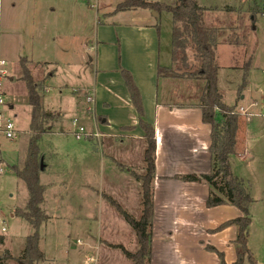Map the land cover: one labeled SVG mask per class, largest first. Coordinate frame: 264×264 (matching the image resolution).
<instances>
[{"label":"rangeland","instance_id":"374dc122","mask_svg":"<svg viewBox=\"0 0 264 264\" xmlns=\"http://www.w3.org/2000/svg\"><path fill=\"white\" fill-rule=\"evenodd\" d=\"M122 1L124 0H0V58L5 60V64L0 66V70L3 71L0 74V82L4 89L5 100L3 111L10 116L16 130L14 138H6L0 130V235L4 237V240L0 243V264H24V261L26 264H131V260L126 258L118 248L108 245L121 244L127 250L133 252L138 244L134 231L107 201V197L114 199L123 209L138 218L141 211L140 184L133 175L142 174L145 164L141 163L139 158H134L136 153L133 154L130 162L126 161L124 163L121 160H115L116 164L111 163L106 159L108 156L112 158L111 153H109L106 146H102L106 143V139L96 133V136L89 133L95 131L94 125H91L93 122L90 117L85 120L75 116L67 108L65 109L63 103V95L67 93L68 88H71L77 82L79 87H84L87 83L86 75H90V71L86 51H88V46L91 45V39L94 44L92 50L96 49L93 39L96 28L99 26L98 22H105L106 24L107 31L104 35H101L104 41L103 47L107 49V47L114 46L118 63L116 72L121 77V68L126 69L120 62L123 51L128 50L132 52V55L136 51L143 52L148 64L150 59H154L157 45L160 47L161 52L168 50L171 27L170 13L166 10H161L157 15H154L152 11L149 14L148 10L137 9L128 11L132 14V17L124 12L120 13L116 19L108 18V16L112 15L107 14V12L114 9ZM161 1L167 2L166 0ZM249 2L250 0H246L244 7L243 4L237 5L234 10L237 12L247 8ZM263 2L264 0H251L250 5L253 10L249 14L250 16L241 12L244 16L243 20L240 19L234 23L229 21L232 14V12L228 11L230 9L222 7L217 13L219 16L228 17V21L225 22L227 25H236L235 28L230 29L226 33L225 38H221L220 42L229 41L234 45L248 42V46L244 48L242 62L238 63L242 66L241 70L237 71L240 78H238L239 82L237 85L233 84L231 86V92H227L223 87L222 89L226 92L224 93L225 102L233 103V105L229 106H233L234 112L239 114V126L237 129L239 140L236 145V152L240 153L242 158H237V161L233 164V173L237 175V178L240 177L243 180V184L249 188L250 196L253 199L249 206L251 222L248 229L249 239L247 246L257 264H264ZM128 17L133 24L131 34L134 35L136 40L130 39V42L127 43L129 46L125 47L120 38L118 39L117 32L119 34L124 32L128 35L126 29L123 28L129 27V25L125 26L124 22ZM220 20H225V18ZM140 21H145L143 22L145 24H141V27L148 28L138 30ZM156 21L159 25V31L155 26H152ZM74 30H76L78 36L79 33L82 34L80 40L72 35ZM148 32H150V35L147 34ZM223 33L222 31L219 32V37L221 35L223 37ZM80 42L81 45H79ZM73 48H81L84 51L81 53L84 62L81 72L80 67L75 70L77 66H73V70H68L66 67L70 66L64 63L63 57L72 54L69 51H73ZM233 49L237 51L234 53V59H238L241 54V48L234 47ZM215 50L219 53L217 55L215 51V57L217 56L218 62L225 58L226 55L223 52L227 51V46H220ZM250 56L251 61L245 76L243 66ZM78 57L79 55L77 59ZM176 57L177 60L174 63L171 62L164 65L172 72L180 73L184 75V78L189 79L187 86L186 82H184L185 84L182 82L178 83V89L180 91L192 89L197 96L201 95L203 81L193 75V72L198 67L194 50L191 47L186 48L185 62L180 59L181 54H177ZM44 59L58 60V63H52L50 66L31 63V61ZM23 61H25L34 81H41V78L46 73H52L53 68V75L48 77L47 82H45L48 90L46 92L40 90V92L42 91V97L43 93H45L44 104L46 108L50 107V104L54 105L56 103L62 110L66 111L62 112L61 115L57 111H50L52 114H56V117L54 116L53 119H46L42 122L44 130L38 140V146L43 167L39 171L38 176L41 184L46 183V185L42 184L44 192L43 200L40 204L46 219L39 228L41 241L38 246L43 251V257L35 258L32 263L24 260L23 248L25 238L33 232V227L27 220L16 215V213L25 210L28 192L24 182L17 178L11 169L13 164H17L20 167L23 165L30 136L28 128V109H30V105H26L27 88L21 71V63ZM128 72L130 73L129 70ZM167 72L168 70L166 69L165 73ZM244 77L246 79L243 83ZM10 82L12 85H10ZM191 83H194V85H191ZM7 85L10 86L8 87ZM14 87L17 93L20 94L17 99L11 94V90L13 91ZM107 88L109 89L110 86L107 85ZM58 90L62 92L58 93ZM79 90V93L84 95L86 89L79 88ZM22 91H26L24 99H22ZM240 94L242 95L241 98L239 97ZM84 98H87L86 95ZM22 102L26 104L17 106L18 103ZM236 102L237 108L235 107ZM12 103L15 105L9 110V106ZM88 105L90 106L89 103ZM239 106L243 108V112H239ZM73 118L77 125L83 127L79 139L75 138L71 132L74 129L72 126ZM97 125L99 127L104 125V123H98L97 121ZM60 128L65 131L61 133L55 132ZM85 133L87 134L85 135ZM118 142L121 146L122 143ZM90 145L103 147V157L100 152H93ZM116 145L118 144L116 143ZM82 151H85L86 154H88V151L95 154V158H92V164L99 168V183L97 182L96 185L95 183L92 184L94 188L93 201L96 204H91L92 209L79 210L83 211L84 214L86 213V216L99 218V224L101 220L114 216V213L119 215L118 219L115 217L117 222L113 223V230L110 233L106 234L103 231L102 234H99L98 240L96 237H92L93 247H96L98 243L102 246V249L97 254L95 248L92 249L90 246L86 247L87 249L85 248V250L82 249V246H76L78 242L76 230L78 229L75 228L73 220L80 212L77 208L80 207L79 202L81 200L75 195L76 190L74 187L80 183V176L75 173L77 172L76 164L85 156L82 155ZM88 159L90 160L89 157ZM87 174H90V171H87ZM68 182L71 184L72 189L69 193L62 192L61 187ZM91 233L94 236L96 235L94 231ZM72 236L75 238H72ZM206 245L217 247L210 243H204V251H197L193 254L192 264H207L206 262L208 264H220L216 252L206 249ZM154 246H156L155 251H162V248L156 242ZM216 249L218 250V247ZM205 251L209 254H206ZM218 251L225 253V255L223 253V258L226 263L227 249L224 247L223 250ZM158 263L156 261V264Z\"/></svg>","mask_w":264,"mask_h":264},{"label":"crops","instance_id":"0c3cea01","mask_svg":"<svg viewBox=\"0 0 264 264\" xmlns=\"http://www.w3.org/2000/svg\"><path fill=\"white\" fill-rule=\"evenodd\" d=\"M166 1L167 2H162L170 4L173 0H169L170 2L168 0ZM245 1L246 0H196V2L205 9L202 16L204 24L208 27H215L219 29L220 32H224L223 37L222 35L219 37V43L216 48L227 46V51L223 52L226 56L219 62L216 56L215 62L218 65L217 88L222 95V101L227 105H233V103L225 102L224 93L226 92L223 91L222 87L227 92H231V86L233 84L237 85L239 82L240 78L238 77L237 71H240L242 66L238 63L242 62L244 48L248 46V42L237 43V45L229 41L220 42V40H222L221 38H225L226 33L229 32L230 29L235 28L236 25H227L225 22L228 21V17L219 16L217 13L222 7H225L226 9H230L228 10L229 12H232L229 19L230 22L234 23L240 19L243 20L244 16L242 13L249 15L252 11V6L250 5L251 0L247 8H243L241 11L239 10L237 12L234 9L237 8V5L243 4L244 7ZM114 9L107 12V14L112 15L108 16V18L111 17L116 19L120 13L124 12L130 14L132 17V14L128 11L137 9L144 11L148 10L144 8H135L114 11ZM148 11L150 14L151 11ZM222 18H225V20H220ZM124 22L125 26L129 25V27H123L126 29V32H128V35L124 32H122V34L117 32V37L118 39L120 38L123 45L127 47L129 46L127 43L130 42V39L136 40V38L131 34V27L133 24L130 18H126ZM143 22L145 21H140L138 30L141 28H148L141 27V24H145ZM97 24H99V26L96 28L93 39L96 49L94 51L92 50L94 44L91 39V45L88 46V51H86L88 55V68L90 71V75H86L87 83L84 87H79L77 86V82V84L67 89V93L63 95L64 107L81 119L87 120L86 118L90 117L93 122L91 125H94L95 131L89 133L94 136H96V133L106 139V145L104 144L102 146H106L109 153H111L112 158L110 156L106 157L111 163L116 164L115 160H121L124 163L126 161L130 162L135 153L136 156H134V158H139V161L143 163L142 155L145 148L143 131L138 125L137 113L132 105L124 81L116 72V67L118 65L116 61V50L114 46L107 47V49L103 47L104 41L101 35H104L107 31V27H105L106 24L105 22H98ZM156 24H158L157 21L155 24L153 23L152 26L154 27ZM147 34L150 35V32ZM157 34L159 33L157 32ZM72 35L79 40L82 38V34L79 33L78 36L76 30H74V34ZM79 45H81V42ZM234 47L241 48V54L238 59H234V53L237 52L233 49ZM215 51L218 55V51ZM82 52L84 51H82L81 48H73V51H69V53L72 54L63 57L64 63L70 66L66 67L68 70H73V66H77L75 70L80 67L81 72L84 64ZM78 55L79 57L77 59ZM154 59H150L147 64L146 56L143 52L136 51L132 55V52L125 50L122 53L120 61L121 65L130 71L140 93L144 116L154 127V177L152 180L154 209L150 264H156V261L159 262L158 264H188L190 262V264H192L193 254L197 251H204V243L215 245L218 247V250H223L225 247L228 251L226 264H232L236 257L235 245L233 242L236 237V226L234 224H229L221 230L214 231V229L221 223L239 216L241 212L236 207L228 204L206 207L205 199L209 191L208 184L198 181H184L180 178V176L184 174H203L210 171V125L202 121L201 109L198 106L200 95L197 96L192 89L189 91H180V89H178V83L182 82L185 84L184 82H186L187 86L189 79L184 77H168L158 74V65L166 66L164 64L171 63L169 48L167 51L161 52L160 47L157 45ZM31 63L50 66L52 63H58V60L44 59L31 61ZM53 71L52 68V73H54ZM52 73H48V75L46 73L41 78L44 84V92L48 90V86H46L47 83L45 82H47L48 77L53 75ZM10 85H12L11 82ZM10 85L7 86L9 87ZM107 85L110 86V90L107 88ZM191 85H194V83H191ZM79 88L86 89L84 95L79 93ZM61 92V90H58V93ZM11 94L14 98L16 97V99L17 96L20 95L17 93L15 87L13 91L11 90ZM25 95L26 91H22V99H24ZM85 95L90 98L89 101L84 98ZM239 97L241 98L242 95L240 94ZM45 99V93H43L42 106L44 110L57 111L59 115H61L62 112H66L56 103L54 105L50 104L51 106L46 108L44 104ZM19 104L25 105L26 103H18L17 106H19ZM14 105V103L10 104L9 110L12 109ZM26 105L28 106V103ZM235 107L237 108V102ZM28 112L30 121V109H28ZM96 120L98 123H104V125L98 127ZM64 131L65 130L60 128L55 132L61 133ZM71 132H73V129ZM86 134L87 133H85V135ZM238 140L236 132V145ZM118 141L122 143L121 146ZM116 143L120 147L116 145ZM90 146L93 152H100L102 156L103 147H98L96 145ZM82 155L86 157H82L79 163L77 162V166L75 165L77 170L75 174L80 176V183L74 187L76 190L75 195L81 200L79 202L80 207L77 208L78 211H80L79 209L93 208L91 204H96V202L93 201L94 188L92 184L95 183L96 185L97 182L99 183V168H96V166L92 164V158H95V154L91 153V151H88V154L82 151ZM237 158H242V155L238 152L228 156L232 173L233 164L237 161ZM87 171H90V174H87ZM234 175L237 176L236 174ZM238 178L241 179L240 177ZM42 184L46 185L45 182ZM71 189L72 187L69 182L61 187L62 192L69 193ZM246 189L249 192V188L246 187ZM85 214L83 211H80L73 220L75 228L78 229L76 230L78 241L76 246H82L83 250L90 246L92 249L95 248L97 254V252L102 249V246L98 243L96 247H93L92 237H96L98 240L99 234H102L103 231L106 234L110 233L113 230V223L117 222L115 217L118 219L119 215L114 213V216L106 220H101L99 224V218L86 216ZM92 230L95 232V236L91 233L93 232ZM72 238L75 237L72 236ZM155 242L162 248V251H155ZM205 253L209 254L206 251ZM222 253L224 252L222 251ZM206 263L208 264V262Z\"/></svg>","mask_w":264,"mask_h":264},{"label":"trees","instance_id":"16d2710c","mask_svg":"<svg viewBox=\"0 0 264 264\" xmlns=\"http://www.w3.org/2000/svg\"><path fill=\"white\" fill-rule=\"evenodd\" d=\"M135 8H144L156 13L166 10L170 13L169 52L172 63L177 60V54H181L180 59L185 62L187 47H191L194 50L198 67L193 72V75L203 81V91L201 92L198 106L201 109L202 121L210 125V171L203 174H184L180 178L184 181L205 182L209 185L205 206L212 207L228 204L236 207L241 212L239 216L218 225L214 231L220 230L229 224H234L236 226V237L233 242L236 257L232 264H245V262L247 264H257L247 246L249 239L248 229L251 222L249 206L253 199L244 186L243 181L232 174L228 161V156L236 153V132L239 126V114L234 112L233 106H229L222 101V95L217 88L218 65L214 60L220 31L215 27H208L204 24L202 16L205 9L196 0H173L170 4L159 0H124L116 5L114 11ZM155 27L159 31V25L156 24ZM250 61L251 56L243 66L245 76L249 69ZM166 69L168 70L167 73H165ZM21 71L27 88V103L30 105V136L23 165L20 167L17 164H13L11 169L16 177L24 182L28 192L25 210L16 213V215L27 220L33 227V232L25 238L23 248L24 260L32 263L35 258L43 257V251L38 246L41 241L39 228L46 219L40 208L44 187L40 183L38 176L41 170V154L38 140L44 130L42 122L46 119H53L56 114L44 110L42 106L43 81H34L31 78L25 61L21 63ZM157 72L168 77H184V75L174 73L162 65H158ZM121 73L132 105L137 113L138 125L143 131L145 148L142 160L145 167L142 174L133 175L140 184L141 211L138 218L123 209L114 199L107 197V201L134 231L138 244L137 248L131 252L121 244L108 245L118 248L126 258L131 260V264H150L153 218L154 127L144 116L140 93L131 74L123 68H121ZM245 79L244 77L243 83ZM40 90L42 91L40 92ZM3 240L4 237L0 235V243ZM206 249L215 251L220 264H226L222 252L210 245H206ZM24 264H26L25 261Z\"/></svg>","mask_w":264,"mask_h":264},{"label":"built area","instance_id":"2783aa9c","mask_svg":"<svg viewBox=\"0 0 264 264\" xmlns=\"http://www.w3.org/2000/svg\"><path fill=\"white\" fill-rule=\"evenodd\" d=\"M264 4V2H263ZM264 12V9H263ZM5 64V60L0 58V66H3ZM3 71L0 70V74H2ZM4 89L2 87V84L0 82V130L1 132L4 134V136L6 138H14L15 134H16V130L14 128L13 122L10 118V116H8V114H5L6 112L3 111V107L5 106V100H4V93H3ZM88 101L90 100L89 97L86 98ZM239 112H243V108L242 107H238ZM72 126L74 127L73 129V134L75 136V138H80L81 136V132L83 131V127L80 125L76 124L75 119H72ZM77 127V129H75ZM3 229V227H2Z\"/></svg>","mask_w":264,"mask_h":264},{"label":"water","instance_id":"95a60500","mask_svg":"<svg viewBox=\"0 0 264 264\" xmlns=\"http://www.w3.org/2000/svg\"><path fill=\"white\" fill-rule=\"evenodd\" d=\"M152 13L154 14V15H157V13L155 12V11H152ZM43 166L41 165V168H42Z\"/></svg>","mask_w":264,"mask_h":264}]
</instances>
